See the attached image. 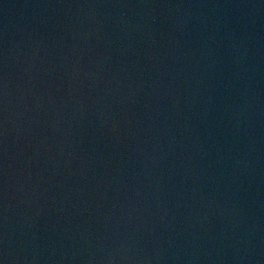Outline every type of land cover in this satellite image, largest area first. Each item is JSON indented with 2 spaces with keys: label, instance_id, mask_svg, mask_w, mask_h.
Masks as SVG:
<instances>
[{
  "label": "water",
  "instance_id": "1",
  "mask_svg": "<svg viewBox=\"0 0 264 264\" xmlns=\"http://www.w3.org/2000/svg\"><path fill=\"white\" fill-rule=\"evenodd\" d=\"M0 264H264V0H0Z\"/></svg>",
  "mask_w": 264,
  "mask_h": 264
}]
</instances>
